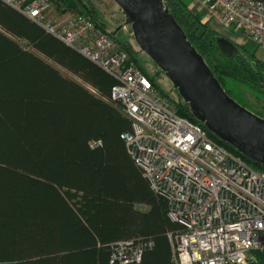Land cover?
Instances as JSON below:
<instances>
[{"label": "trees", "instance_id": "obj_1", "mask_svg": "<svg viewBox=\"0 0 264 264\" xmlns=\"http://www.w3.org/2000/svg\"><path fill=\"white\" fill-rule=\"evenodd\" d=\"M51 1L59 12L76 11L110 33L90 6L84 12L77 0ZM192 2L170 1L190 40L224 85L233 78L264 102V60L245 46L221 47L220 34ZM122 50L163 92L130 47ZM119 83L0 0V264H120L113 255L122 241L147 244L142 259L127 264H175L170 233L181 225L170 217L167 197L154 192L128 151L123 134L132 131V121L122 102L112 99ZM173 103L201 124L186 104ZM209 133L264 171V165ZM99 170L102 189L96 192ZM251 264H264V251H253Z\"/></svg>", "mask_w": 264, "mask_h": 264}, {"label": "built area", "instance_id": "obj_2", "mask_svg": "<svg viewBox=\"0 0 264 264\" xmlns=\"http://www.w3.org/2000/svg\"><path fill=\"white\" fill-rule=\"evenodd\" d=\"M4 1L119 79L112 99L122 102L132 121V131L123 134L128 151L181 225L170 233L175 264H251V253L264 251V171L181 115L142 68L128 63L115 38L87 16L53 14L51 0ZM193 5L205 11V22L237 25L264 48L263 0ZM146 245L119 242L113 261H140Z\"/></svg>", "mask_w": 264, "mask_h": 264}, {"label": "water", "instance_id": "obj_3", "mask_svg": "<svg viewBox=\"0 0 264 264\" xmlns=\"http://www.w3.org/2000/svg\"><path fill=\"white\" fill-rule=\"evenodd\" d=\"M124 12L142 52L165 72L188 111L241 154L264 165V116L232 97L177 20L171 0H112ZM221 47L237 50L226 36ZM181 103V102H180Z\"/></svg>", "mask_w": 264, "mask_h": 264}, {"label": "rangeland", "instance_id": "obj_4", "mask_svg": "<svg viewBox=\"0 0 264 264\" xmlns=\"http://www.w3.org/2000/svg\"><path fill=\"white\" fill-rule=\"evenodd\" d=\"M84 1V2H83ZM77 0L78 7L83 9L84 12H88L89 6L91 9H95V14L98 17V20L102 22L107 31L111 33V35L115 38L117 44L120 49H124L126 46L130 47V51L132 55L137 59V62L140 66H142L150 76H153L156 80V83L160 87V89L169 96V98L175 102L180 103L183 102V98L179 94V91L171 80L167 77L165 72L161 71L157 65L151 60V58L145 53L142 52L133 36L132 29L130 25H126L121 27L118 30V27L124 23L125 14L122 9L112 0ZM89 4L88 7L85 4ZM194 2H192L193 6ZM97 6V7H96ZM194 10H200V5L193 6ZM54 11L58 12L55 5L53 6ZM204 11V10H202ZM76 11L69 10L65 12V17L72 15ZM212 27L217 28L214 21L210 23ZM219 32H218V31ZM216 31L223 36H226L228 39L233 41L236 45H239L241 38L244 37L243 30L239 28L237 25L230 26L229 28H224L222 30L217 29ZM252 39L244 38V42L247 43L248 47L253 48L254 45L251 42ZM254 41V40H253ZM263 46H260L257 51L262 50ZM75 77V76H74ZM77 78V77H75ZM79 79V78H77ZM223 84V83H222ZM228 93L234 97L238 102L245 105L251 110L256 109L261 112L264 110V102L259 99L257 91L253 90L249 85L240 83L233 78H226L225 85L223 84ZM64 128L61 129L60 133H62ZM59 133V134H60ZM102 180H103V171L99 170L97 172L96 179V192H100L102 189ZM58 235L55 236L54 240V248L57 249ZM54 255H58V251H55Z\"/></svg>", "mask_w": 264, "mask_h": 264}, {"label": "crops", "instance_id": "obj_5", "mask_svg": "<svg viewBox=\"0 0 264 264\" xmlns=\"http://www.w3.org/2000/svg\"><path fill=\"white\" fill-rule=\"evenodd\" d=\"M196 6H197V5H196ZM214 23H215V25H216L217 28L212 27L211 24H210V26H211L212 28H214L215 30H217V29L222 30V29H224V28H229V27H227V26L222 25V24L219 23L218 21H215ZM217 31H218V30H217ZM218 32H219V31H218ZM243 35H244V37H243V38L239 37L241 40H240L239 42H237V43H238L239 45H241V46H245V47H246L248 50H250V51H255V52L257 53V55H258L261 59L264 60V48L261 47L262 50L257 51L258 48L260 47V45H259L255 40L253 41V39L251 40V42L253 43L254 47H253V48L248 47L247 43L244 42V38L248 39L249 37L246 35V33H244V31H243ZM249 39H251V38H249Z\"/></svg>", "mask_w": 264, "mask_h": 264}, {"label": "flooded vegetation", "instance_id": "obj_6", "mask_svg": "<svg viewBox=\"0 0 264 264\" xmlns=\"http://www.w3.org/2000/svg\"><path fill=\"white\" fill-rule=\"evenodd\" d=\"M85 5H89V4H85ZM97 7V6H96ZM93 11H95V9H92ZM255 111V110H254ZM256 113H258V114H260V112L256 109V111H255Z\"/></svg>", "mask_w": 264, "mask_h": 264}]
</instances>
